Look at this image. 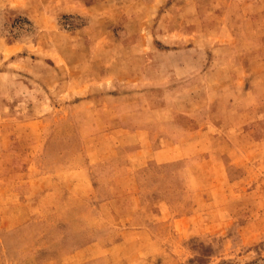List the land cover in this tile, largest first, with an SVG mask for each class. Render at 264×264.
<instances>
[{
	"label": "rangeland",
	"instance_id": "374dc122",
	"mask_svg": "<svg viewBox=\"0 0 264 264\" xmlns=\"http://www.w3.org/2000/svg\"><path fill=\"white\" fill-rule=\"evenodd\" d=\"M0 264H264V0H0Z\"/></svg>",
	"mask_w": 264,
	"mask_h": 264
}]
</instances>
